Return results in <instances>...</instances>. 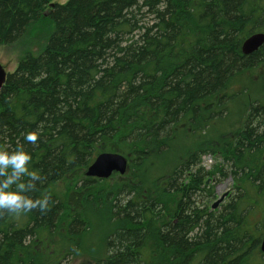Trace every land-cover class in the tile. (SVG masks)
Instances as JSON below:
<instances>
[{
	"label": "trees",
	"instance_id": "trees-1",
	"mask_svg": "<svg viewBox=\"0 0 264 264\" xmlns=\"http://www.w3.org/2000/svg\"><path fill=\"white\" fill-rule=\"evenodd\" d=\"M52 3L0 0V48L44 18L54 26L0 94V145L23 144L42 177L31 195H49L45 211L0 213V264H66L82 249L94 264H264V99L217 149L182 143L225 118L246 74L264 85V46L242 53L264 33V0ZM210 149L235 184L216 210L201 166ZM108 151L130 159L112 186L85 176Z\"/></svg>",
	"mask_w": 264,
	"mask_h": 264
},
{
	"label": "rangeland",
	"instance_id": "rangeland-1",
	"mask_svg": "<svg viewBox=\"0 0 264 264\" xmlns=\"http://www.w3.org/2000/svg\"><path fill=\"white\" fill-rule=\"evenodd\" d=\"M69 0H53L52 5L59 4L65 5ZM54 29L53 23L48 18H44L41 22L34 25L28 34L18 43L13 46H3L0 48V65L4 67L9 73H12L16 70L19 60L27 53H31L34 56H39L45 45L47 44V40L51 36V33ZM261 73L256 72L255 74H246L245 84H250V89L247 91L243 90L244 84L241 86V83H236L233 87V90H238L240 94L237 95L235 100H232L228 106V113L225 118L219 122V120L215 121L210 125V127H206L204 130L201 129L197 132H192L191 130H186V141L182 140L188 149H192L197 147L200 144L201 147L206 148L208 140L216 141V146L214 148L219 147V140H224L225 137L233 138L235 130L240 127L244 117L246 115V106L252 103L255 97H260V99H264V85L263 81H261ZM261 78V79H260ZM258 85L262 86L263 93H257ZM180 145V142L176 145V147L172 151V156L174 154L178 155V161L184 159V155L180 150H177ZM109 153H117L115 151H108ZM210 157L211 162L207 163V159L204 157ZM126 157V156H125ZM207 157V158H208ZM206 160V163H205ZM130 159L128 158V162ZM175 161V159H174ZM174 161H171L172 165H174ZM225 165V158L223 155L219 154V151L214 149H210L209 152H205L201 158V166L205 168L207 172H209L210 177L206 180L207 186L209 190L212 191V196L208 201L209 206L211 207L225 192H230V195L234 194V182L232 178L228 177L225 179H220V175L218 171ZM129 172V166H128ZM127 172V174H128ZM126 174V175H127ZM126 175L119 176V174H114L111 178L105 179V183L107 186H112L115 182L121 181V177H125ZM223 187L222 189H220ZM68 188L70 186L68 185ZM229 195V196H230ZM227 199V198H226ZM225 199V201H226ZM224 201V202H225ZM93 242V243H92ZM84 244L88 246H92L95 244L94 240L88 239L84 240ZM92 244V245H91ZM88 249V248H87ZM85 252L82 251L78 254V256H74L73 259H70L66 264H94L92 258L89 256H85Z\"/></svg>",
	"mask_w": 264,
	"mask_h": 264
},
{
	"label": "clouds",
	"instance_id": "clouds-1",
	"mask_svg": "<svg viewBox=\"0 0 264 264\" xmlns=\"http://www.w3.org/2000/svg\"><path fill=\"white\" fill-rule=\"evenodd\" d=\"M37 133L29 131L24 134V141L35 143ZM31 154L23 144L18 143L12 150L0 145V213L22 215L33 209L45 211L49 206V195L39 191L38 182L41 175L29 167Z\"/></svg>",
	"mask_w": 264,
	"mask_h": 264
},
{
	"label": "water",
	"instance_id": "water-1",
	"mask_svg": "<svg viewBox=\"0 0 264 264\" xmlns=\"http://www.w3.org/2000/svg\"><path fill=\"white\" fill-rule=\"evenodd\" d=\"M264 46V33H256L248 37L242 46V53L245 56H250L257 52ZM9 72L0 65V94L5 86ZM128 158L118 153H102L99 154L93 163L88 167L85 172L87 178L105 180L111 178L114 174L120 176L126 175L128 172ZM209 183V182H207ZM230 195V192H225L221 197L212 205V210H216ZM261 251L264 253V231L262 233Z\"/></svg>",
	"mask_w": 264,
	"mask_h": 264
},
{
	"label": "bare ground",
	"instance_id": "bare-ground-1",
	"mask_svg": "<svg viewBox=\"0 0 264 264\" xmlns=\"http://www.w3.org/2000/svg\"><path fill=\"white\" fill-rule=\"evenodd\" d=\"M208 157V156H207ZM207 157H204V158H207ZM207 162L209 163V162H211V158L210 157H208L207 158ZM223 187H221L220 189H222Z\"/></svg>",
	"mask_w": 264,
	"mask_h": 264
},
{
	"label": "built area",
	"instance_id": "built-area-1",
	"mask_svg": "<svg viewBox=\"0 0 264 264\" xmlns=\"http://www.w3.org/2000/svg\"><path fill=\"white\" fill-rule=\"evenodd\" d=\"M205 159H207V158H205ZM205 163H206V160H205ZM208 163V162H207Z\"/></svg>",
	"mask_w": 264,
	"mask_h": 264
}]
</instances>
